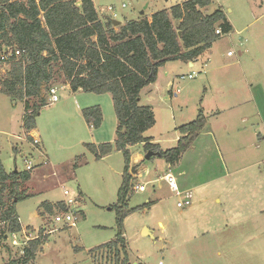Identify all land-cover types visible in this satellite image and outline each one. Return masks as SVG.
Segmentation results:
<instances>
[{
	"label": "rangeland",
	"instance_id": "1",
	"mask_svg": "<svg viewBox=\"0 0 264 264\" xmlns=\"http://www.w3.org/2000/svg\"><path fill=\"white\" fill-rule=\"evenodd\" d=\"M92 1L100 18L125 21L185 0ZM216 8L224 12L232 30L221 34L193 67H176L172 86L165 88L168 77L162 76L161 87L148 101L155 123L147 134L163 149L176 145V127L195 119L200 107L205 115L214 112L171 169L173 175L182 173L183 191L191 193V203L178 207L176 203L188 197L176 195L164 178L156 180L166 171L163 158L153 155L145 160L138 178L132 176L130 212L123 220L130 264H264V0H211L202 11L209 14ZM7 68L3 64L1 72ZM191 71L200 72L192 79L178 77ZM49 86L57 88L59 99L52 102L45 93L48 104L35 118L38 134L29 132L31 139L20 127L22 105L12 106V100L0 93L1 162L7 172L26 170L25 159L30 162L33 178L24 186L34 193L16 205L21 221L32 226L6 236L0 264L17 257L41 228L50 234L34 264H114L103 250L92 260L89 250L115 237L116 211L111 205L117 201L124 158L114 151L96 160L81 144L93 142L97 135L112 138L105 142L114 140L111 95H76L59 74ZM91 105L102 110L98 128H90L79 109ZM34 138L40 142L34 143ZM80 153L85 155L74 167ZM141 183L144 191L135 189ZM64 188L82 193L77 206L84 217L77 212L73 227H61L53 222V214L41 217L36 211L44 200L63 201Z\"/></svg>",
	"mask_w": 264,
	"mask_h": 264
},
{
	"label": "trees",
	"instance_id": "2",
	"mask_svg": "<svg viewBox=\"0 0 264 264\" xmlns=\"http://www.w3.org/2000/svg\"><path fill=\"white\" fill-rule=\"evenodd\" d=\"M210 3L211 0H185L153 12L150 19L143 15L114 24L110 17H99L92 0H0V93L23 102L22 129L27 139H31L29 132L35 127L40 109L48 104L45 93H49L55 74L72 92L111 95L117 119L115 140L88 142L84 147L96 160L120 152L125 164L117 201L111 205L116 211L115 237L90 249L92 260L95 252L103 250L114 264H130L123 231L133 187L130 146L142 143L145 152L153 151L172 166L206 125L207 118L199 108L195 119L176 127L180 133L176 145L162 149L145 136L155 116L150 105L140 103V92L155 82L158 69L167 62L196 61L221 34L232 30L220 8L209 14L202 11ZM174 21L178 22L176 26ZM217 28L221 34L215 32ZM15 51L19 53L15 55ZM5 53L8 68L1 72ZM81 113L90 127L101 125L99 105L85 107ZM82 158L83 155L75 157L73 166ZM31 171L7 172L0 159V247L8 234L23 231L16 205L34 195L24 186ZM66 209L63 201H42L37 212L43 217ZM49 234L39 229L38 235L25 241L17 257L1 264H34Z\"/></svg>",
	"mask_w": 264,
	"mask_h": 264
},
{
	"label": "crops",
	"instance_id": "3",
	"mask_svg": "<svg viewBox=\"0 0 264 264\" xmlns=\"http://www.w3.org/2000/svg\"><path fill=\"white\" fill-rule=\"evenodd\" d=\"M172 6V5H171ZM171 6H169V7H171ZM168 7V8H169ZM153 13V12H152ZM151 13V14H152ZM151 14L150 15H147V16H145V17H147L148 19H150V16H151ZM100 17V16H99ZM127 20H129V19H127ZM127 20H125V21H120V24H124ZM232 27V26H231ZM228 52V51H227ZM201 57V56H200ZM198 60V59H197ZM177 64H179V65H177ZM181 64H184L187 68H191V67H193L194 65H195V61H189V62H183V61H170V62H167L164 66H162V67H160L159 69H158V74H157V78H156V80H155V82H153V83H151V84H149V85H147V86H145L142 90H141V92H140V103L141 104H144V105H149L148 104V101L151 99V96L153 95V93L158 89V88H160L161 86H160V84H161V77L162 76H164V75H166L167 77H168V79H167V81H166V84H165V88H167L168 86H172L174 83H173V80H172V77H171V75L174 73V69L176 68V67H178L177 69H179V70H181V68H182V65ZM179 75V74H178ZM174 76V75H173ZM66 86H68L69 87V85L68 84H66ZM69 89H70V87H69ZM70 91H71V89H70ZM76 95H78L79 93H80V91H76V92H74ZM175 94V93H174ZM143 99L146 101L145 103H142V101H143ZM251 100H253V102H254V106L257 104V102H256V97L253 95V93L251 92ZM15 102H19L20 103V105H22V107H21V122H20V127H21V130H23L22 129V117H23V113H24V105H23V102L22 101H11V105L13 106V105H16L15 104ZM83 106H85V105H83ZM83 106H79V109H80V111H82V109L83 108H85V107H83ZM92 106V105H91ZM87 107H89V106H87ZM201 109H202V107H200ZM202 111H203V109H202ZM203 113H204V111H203ZM214 114V112H210V113H208L207 115L208 116H212ZM258 114H259V112H258ZM81 115H82V113H81ZM204 115H205V113H204ZM207 115H205L206 116V118H208L207 117ZM82 118H83V116H82ZM83 120H84V118H83ZM84 122H85V120H84ZM86 123V122H85ZM87 124V123H86ZM116 126H117V119H116V123H115V130H113V132L115 133V131H116ZM262 126H264V124H263V122H262ZM90 127V126H89ZM90 128H92V127H90ZM205 128V127H204ZM203 128V129H204ZM148 131V130H147ZM147 131L145 132V136H148V137H151L152 138V140H151V143H156V144H158L159 146H160V144L157 142V140L154 138V136H151V135H148L147 134ZM113 133V134H114ZM30 134H32V135H37L38 134V132H37V127H36V125H35V127L30 131ZM96 137H98V139H96V138H93V139H91L93 142H95V144H99V143H104L105 141H107V140H111L112 138H106V139H104V138H102V136H100V135H97ZM114 140H115V135H114V138H113ZM113 140V141H114ZM112 141V142H113ZM93 142H91V143H93ZM84 143H88L86 140H81V144L84 146ZM161 147V146H160ZM143 148V144L142 143H138V144H135V145H132V146H130V163H129V172L131 173V175L134 177V179H137L138 178V175L140 174V169H141V166H142V164L144 163V161L146 160L145 158H144V156H145V150L143 149V151L141 150ZM162 148V147H161ZM163 149V148H162ZM166 149V148H165ZM79 155H83V157H84V155H85V153H80V154H78V155H76L75 157H77V156H79ZM111 155L109 154V155H107V156H104L103 158H109ZM94 157V156H93ZM102 159V158H101ZM104 160V159H103ZM172 167H173V165L172 166H170L168 163H166V171H165V173H167L169 170L171 171V169H172ZM123 171V170H122ZM146 172H147V169H146ZM181 173V172H180ZM176 174V175H174L175 177H176V180H177V182H176V185H177V187H178V190L180 191V193L181 194H183L184 196H187L189 199H191V193L188 191V190H186V191H183V183H182V181L180 180V177H181V174ZM121 175H122V172H121ZM163 175L164 174H162V175H158V177L156 178V180H159V179H162L163 180ZM33 178V175L31 174V178H30V180ZM64 177H62V176H60L58 179H63ZM167 182V181H166ZM62 183V182H61ZM121 184V183H120ZM119 188V187H118ZM80 193V197H81V192H79ZM44 201H48V202H51V203H54V202H52V201H49V200H44ZM56 202V201H55ZM41 203V202H40ZM39 203V204H40ZM149 204H150V202H148ZM38 204V205H39ZM36 211H37V208H36ZM83 212V211H82ZM84 213V212H83ZM19 216V215H18ZM19 220H20V222H21V224H22V226L23 227H26L27 225L26 224H24L22 221H21V218L19 217ZM30 226H32V225H30ZM36 228V227H35ZM34 228V229H35ZM35 237V236H34Z\"/></svg>",
	"mask_w": 264,
	"mask_h": 264
},
{
	"label": "built area",
	"instance_id": "4",
	"mask_svg": "<svg viewBox=\"0 0 264 264\" xmlns=\"http://www.w3.org/2000/svg\"><path fill=\"white\" fill-rule=\"evenodd\" d=\"M108 9L112 10L111 7H108ZM114 15H115V13H114ZM215 32L217 34H221L220 28H217L215 30ZM18 53H19V51H15V55H17ZM227 55L228 56L232 55V52L228 51ZM6 59H7V56L5 53L2 56V61L4 62V64H5ZM198 72H200V71H198ZM198 72L197 71H191L190 73H187V74H180L178 77L181 79H185V78L192 79L197 75ZM56 89L57 88L55 86H50V88H49L50 100L52 102L58 101V99H59V97L56 93ZM33 142L38 144L40 141L38 138H34ZM25 161H26V170H30L32 168V164L30 162H28L26 159H25ZM163 178L168 182L169 187L176 192V195L181 194L180 191L178 190L177 185H176V177L171 173V171H168L167 173H165L163 175ZM135 189L140 190V191H144L145 190V184H142V183L137 184L135 186ZM62 195L64 198L63 203L67 209L63 210V211H56L53 214V222L56 224L62 225L61 227H73V226H75L76 221L78 219L77 212L80 211V209L77 206L79 203L78 200H81L80 194L75 193V192L74 193L70 192L69 190L64 188L62 190ZM78 197H79V199H78ZM190 203H191L190 199L185 198L184 200H179L176 203V205L178 207H184V206L190 205ZM159 264H161V263H159Z\"/></svg>",
	"mask_w": 264,
	"mask_h": 264
},
{
	"label": "water",
	"instance_id": "5",
	"mask_svg": "<svg viewBox=\"0 0 264 264\" xmlns=\"http://www.w3.org/2000/svg\"><path fill=\"white\" fill-rule=\"evenodd\" d=\"M112 21L114 24L120 23V21L115 20V19H112ZM179 34H180V32H179ZM153 155H155L153 151H147L144 158L147 160V159H150V157H152ZM14 171H17V169H14Z\"/></svg>",
	"mask_w": 264,
	"mask_h": 264
}]
</instances>
